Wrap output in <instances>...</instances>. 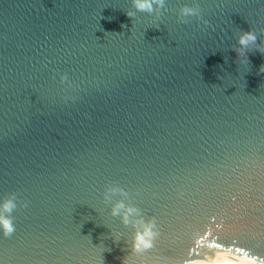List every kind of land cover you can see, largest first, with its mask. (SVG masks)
I'll list each match as a JSON object with an SVG mask.
<instances>
[{"label":"water","instance_id":"obj_1","mask_svg":"<svg viewBox=\"0 0 264 264\" xmlns=\"http://www.w3.org/2000/svg\"><path fill=\"white\" fill-rule=\"evenodd\" d=\"M185 5L202 19L182 22ZM131 8L0 0V198L19 205L0 260L259 264L264 52L241 63L233 47L242 31L264 41V0H167L159 19ZM109 185L155 219L138 257L102 203Z\"/></svg>","mask_w":264,"mask_h":264},{"label":"clouds","instance_id":"obj_2","mask_svg":"<svg viewBox=\"0 0 264 264\" xmlns=\"http://www.w3.org/2000/svg\"><path fill=\"white\" fill-rule=\"evenodd\" d=\"M166 3L167 0H131L132 8L126 14L134 18L137 12H145L155 15L159 19L167 11ZM178 16L182 22H187L188 18L191 17L202 19L199 9L188 5L179 9ZM203 23L207 25L208 21L205 20ZM233 50L237 53V59H240L241 63L251 62L253 64L251 54L256 50L264 52V41L251 31H242L237 38V46H234ZM60 80L61 83L68 82L67 74H62ZM101 196L105 208L110 209L109 215L113 218H119L120 222L131 230L128 251L132 256L138 257L154 247V241L159 235L155 219H148L143 216L142 210L132 203L127 190L119 186L109 185L101 193ZM18 206L15 193L9 194L7 198H0V233L4 237H9L15 232L12 213ZM23 206L27 207V202H24ZM121 235V233L115 234L114 243H119ZM104 262L103 258L99 261V264H104ZM0 264H4L3 260H0ZM121 264H135V262L129 256H125L121 260ZM197 264H231V262L221 255H217L215 258L208 256L205 260L197 262ZM241 264H257V259H247L242 261ZM259 264H264V260H260Z\"/></svg>","mask_w":264,"mask_h":264}]
</instances>
